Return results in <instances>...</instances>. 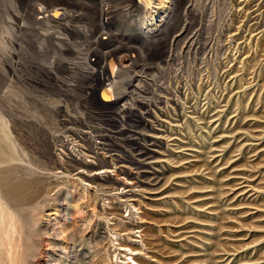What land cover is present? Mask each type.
Segmentation results:
<instances>
[{
	"label": "rangeland",
	"instance_id": "rangeland-1",
	"mask_svg": "<svg viewBox=\"0 0 264 264\" xmlns=\"http://www.w3.org/2000/svg\"><path fill=\"white\" fill-rule=\"evenodd\" d=\"M27 1L0 0V194L20 219L12 245L0 244V264H127L118 249L139 250L130 239L134 236L126 234L131 226L123 205L114 198L102 200L100 192L84 188L85 181L72 175L77 164L65 155L69 151L61 139L67 136L88 148L84 131L99 136L111 164L145 171L140 180L155 191L142 197L141 254L136 262L129 256L125 262L264 264V0H198L214 18V47L205 62L200 61L203 52L182 48L200 29L201 18L175 16L168 36L156 44L160 48L152 44L149 49L136 25L144 7L139 11L131 2L107 0L119 11L102 29L98 0H30L31 6H63L73 16L62 15L38 30H18ZM69 20L84 24L86 31L66 30L62 24ZM185 25L183 39L173 47L174 55L181 54L169 60L171 37ZM14 29L18 37L10 38ZM46 29L66 34L71 44L44 37ZM239 29L236 39L232 32ZM97 38V49L87 53L84 64L93 79L102 64L110 67L107 50L116 62L118 55L130 54L120 73L123 80L114 85L117 91H131V76L145 75V90L137 94L146 100L132 96L134 117L125 113L122 120L114 109L99 107L93 98L99 84L89 96V79L76 69L73 74L64 62L78 60V51L91 49ZM49 64L51 70L38 69ZM59 170L61 176H54ZM125 173L119 175L132 180ZM114 186L103 181V190Z\"/></svg>",
	"mask_w": 264,
	"mask_h": 264
},
{
	"label": "bare ground",
	"instance_id": "bare-ground-1",
	"mask_svg": "<svg viewBox=\"0 0 264 264\" xmlns=\"http://www.w3.org/2000/svg\"><path fill=\"white\" fill-rule=\"evenodd\" d=\"M125 2H131L133 4H136L139 11L141 7H144V13L139 12V15L137 17L136 20V25H138L139 27V31H138V38L139 40L142 41L141 44H143L144 46L148 45V48L151 49L149 47V45L152 44H157L159 43V41L162 39L163 35H165L164 37L168 36L167 34H169V31L167 33V29L172 26V22L175 18V16L180 15L182 17H184V19H190V16L192 15L194 19H199L201 18V27L199 30L197 31H193V33L189 36L186 37V41L183 44V50H185V52H190L195 49L196 53H202L203 55L200 59L201 62H205L206 59H208L207 57L212 52V49L214 47V39H213V34L211 33V28L212 27V23L213 20L210 16H206V9L207 7L202 5L201 3L198 2V0H124ZM203 1V0H202ZM261 0H259L260 2ZM249 2V0H248ZM84 3H86L84 1ZM89 3V2H88ZM243 0H240L239 4H242ZM27 5V9L25 11V14L23 15V20L21 21V23L17 26L18 30H22L24 28L27 27H32V28H36L38 30V27L42 26V25H50L48 24L50 21H58V19L62 16V15H68V17L71 19L73 16V13L70 12V10H67L65 7L63 6H57L54 8H47L43 5H36V6H31V2L30 0L27 1L26 3ZM31 4V5H30ZM35 4V3H34ZM87 4V3H86ZM214 4V3H212ZM232 4V3H231ZM230 4V5H231ZM85 5V4H84ZM98 5V10H99V19H98V25L103 29L105 28V26H108L111 21H112V17L113 14H115L116 12L119 11V9L117 7H115V5H111L107 0H98L97 2ZM121 6V5H120ZM128 5L126 4L125 7H127ZM131 6V5H130ZM231 7V6H230ZM129 9V8H128ZM244 9V8H243ZM230 10V9H229ZM240 10V9H239ZM125 11V10H124ZM129 11V10H128ZM130 12V11H129ZM239 12V11H238ZM252 12V11H251ZM250 12V13H251ZM231 13V12H230ZM211 14V13H210ZM227 14V13H226ZM232 14V13H231ZM248 14V13H247ZM246 14V15H247ZM78 15V14H77ZM96 16V15H95ZM204 16H206V20L204 19ZM241 16V15H240ZM230 17V16H229ZM254 17V16H253ZM128 18V17H127ZM178 18V17H177ZM181 18V17H180ZM179 18V19H180ZM247 18V17H246ZM182 19V18H181ZM176 20V18H175ZM224 20V19H223ZM227 20V19H226ZM184 21V20H183ZM188 21V20H187ZM245 21V20H244ZM48 22V23H47ZM79 22V21H78ZM246 22V21H245ZM76 23V22H75ZM113 23V22H112ZM176 23V22H175ZM185 23V22H184ZM231 23V22H230ZM243 23V22H242ZM7 24V23H5ZM10 24V23H9ZM8 24V25H9ZM52 24V23H51ZM174 24V23H173ZM179 24V23H178ZM177 24V25H178ZM186 24V23H185ZM63 27L66 30H84V26L83 25H74L71 20L69 21H65L63 24ZM10 26V25H9ZM220 26V25H219ZM7 27V26H6ZM12 27V25L10 26ZM9 27V28H10ZM176 27V26H175ZM260 27V26H259ZM5 28V27H4ZM174 27H171L170 29H172ZM180 28V27H179ZM178 28V29H179ZM219 28V27H218ZM241 28V27H240ZM7 29V28H6ZM5 29V30H6ZM177 29V28H176ZM186 29V25L183 26L181 29H179L175 34L173 33V36L171 37V40L169 42V60H172L173 58H177V56L179 54H181L178 50L176 51V54L174 55V50L173 47L176 44L178 46L179 41H181V39H183L184 37V32ZM9 30V29H8ZM11 30V29H10ZM9 30V31H10ZM13 30V29H12ZM196 30V29H194ZM4 31V29H3ZM17 31V30H16ZM86 31V29H85ZM107 31V30H106ZM232 32V30H230ZM8 32V31H7ZM12 32V31H11ZM60 32V31H59ZM58 31H56V29H46L45 31H42V35L44 37H49V38H57L59 39H63L64 42H66L68 45L71 44L70 38L66 35V34H62L63 36L60 37L61 33L59 34ZM165 32L167 34H165ZM15 33V29L13 31V33L10 34V38L12 37H18L17 34ZM56 33V34H55ZM104 33V32H103ZM1 34V33H0ZM7 34V33H5ZM60 36H57V35ZM258 34V33H257ZM3 35V34H2ZM9 35V34H8ZM4 36V35H3ZM86 36V34H85ZM230 36V35H229ZM232 36L236 39H240V29L239 31H235L232 32ZM254 35L251 36V40L252 37ZM218 38V37H217ZM247 38V37H246ZM107 39V38H106ZM232 39V38H230ZM98 40L99 38H97L95 41H93V43L91 44L92 47L91 49L88 46V50H84V49H80L78 51V56L77 59L78 60H65V64H68L70 66H68V68L70 67L71 71H73L74 73H82V75H84L86 77V79H89V83L86 86L89 90V92H87L90 96V91L93 90L94 85H97L96 83H100L102 82V84L100 85L99 88H95L93 91V98L98 102V106L99 107H106L108 109H114V111H112L113 113H115L118 117H120L122 120H124L126 118L125 113H130L131 112V116H135V111H136V106H134L135 102L133 99V95L137 94V93H141V91L145 90V86L142 85L143 81L145 80V77H143V71L141 74H137L135 73L133 76H131V79L127 82V84L129 85V87H133L131 88V91H127L126 90L123 92H119L117 91L116 87H114L115 84L117 83H121V80L123 79H119V77L121 76L120 73H122V69L127 66V63L129 62L128 58H129V53L127 52L126 54L123 53L121 55L117 56V62L112 59V52L111 51H105V59L108 58V60L110 61V68L107 69L106 66L101 65L98 69V73L94 75V79L90 76L91 71L89 72L87 70V67L85 68L84 64H88V61L85 63V57L87 59L86 56L87 53H95L96 49H97V45H98ZM217 40V39H216ZM78 41V40H77ZM87 41V40H86ZM83 42V43H87V42ZM43 42V41H42ZM82 42V41H81ZM24 43L23 39L19 40V46H21V44ZM44 43V42H43ZM78 43V42H77ZM91 43V42H90ZM218 43V42H217ZM239 43H243V41H240ZM258 43V42H257ZM41 45V44H40ZM73 45V44H72ZM79 45V44H78ZM164 45V44H163ZM162 45V46H163ZM45 46V45H44ZM157 46V45H156ZM160 46V45H159ZM157 46V47H159ZM182 46V45H181ZM63 47V46H62ZM67 47V46H66ZM156 47V48H157ZM167 47V46H166ZM220 47V46H218ZM232 47V46H231ZM238 47V44H237ZM15 48V47H14ZM18 48V47H17ZM71 48V46H70ZM83 48V47H82ZM135 48V47H134ZM140 48V47H139ZM155 48V46H154ZM153 48V49H154ZM160 48V47H159ZM175 48V47H174ZM19 49V48H18ZM62 49V48H61ZM73 49V48H71ZM77 48H74V50H72L73 52L76 50ZM129 49V48H128ZM142 49V47H141ZM140 49V50H141ZM169 49V48H168ZM167 49V51H168ZM232 49V48H231ZM41 50V49H40ZM102 50V49H101ZM118 50V49H116ZM144 50V49H143ZM182 50V51H183ZM233 50V49H232ZM163 51V50H162ZM239 51V50H238ZM18 52V51H17ZM24 52V51H23ZM22 52V53H23ZM77 52V51H76ZM120 52V51H116ZM218 52V50H217ZM216 52V53H217ZM242 52V51H241ZM142 53V52H141ZM164 53V52H163ZM235 53V52H234ZM144 54V53H143ZM195 54V52H194ZM239 54V53H238ZM135 55V54H134ZM185 55V54H184ZM187 55V54H186ZM214 55V54H213ZM228 55V54H227ZM226 55V57H227ZM18 56V55H17ZM136 56V55H135ZM138 56V55H137ZM144 56V55H143ZM163 56V55H162ZM174 56V57H173ZM193 56V55H192ZM216 56V54H215ZM223 56V55H222ZM239 56V55H238ZM248 56V55H247ZM210 57V56H209ZM234 57V56H233ZM111 58V59H109ZM133 58V57H131ZM145 58V57H144ZM142 58V60L144 59ZM216 58V57H215ZM222 58V57H221ZM23 59V58H22ZM71 59V58H69ZM140 59V58H139ZM158 59V58H157ZM156 59V60H157ZM186 59V58H185ZM194 59V58H193ZM198 59V58H195ZM243 59V58H242ZM245 59V57H244ZM247 59V58H246ZM89 60V59H88ZM164 60H168V59H164ZM187 60V59H186ZM191 60V59H190ZM212 60V59H211ZM210 60V61H211ZM163 60H161L162 62ZM207 61V60H206ZM209 61V60H208ZM214 61V60H213ZM226 61V60H225ZM18 62V61H17ZM107 62V61H106ZM160 62V63H161ZM174 62V61H173ZM173 62L171 61V63L173 64ZM199 62V61H198ZM200 62V63H201ZM243 62V61H242ZM116 63V65H115ZM158 62V64H160ZM196 63V62H195ZM214 63V62H213ZM17 64V63H16ZM168 64V63H167ZM176 64H178L176 62ZM175 67H179L178 65ZM194 64V62H193ZM204 64V63H203ZM50 66L45 67H38V69L41 71L43 68L44 69H49L51 70L53 67L51 64H49ZM90 65V64H89ZM88 65V67L90 68V66ZM182 65V64H181ZM191 65V64H190ZM202 65V64H201ZM201 65L200 68H201ZM205 65V64H204ZM211 65V64H210ZM215 65V64H214ZM233 65V64H232ZM134 66V65H133ZM153 66V64H152ZM171 66V65H169ZM119 67V69H118ZM138 67V66H137ZM146 67V66H145ZM161 67L163 68V66L161 65ZM160 67V68H161ZM189 67V66H188ZM187 67V68H188ZM194 67V66H193ZM196 67V66H195ZM206 67V66H205ZM215 67V66H214ZM88 68V69H89ZM140 68V67H139ZM148 68V67H147ZM146 68V69H147ZM151 68V67H150ZM155 68V67H154ZM208 68V67H207ZM216 68V67H215ZM75 69L77 70L75 72ZM172 69V68H171ZM185 69V67H184ZM192 70V68H190ZM189 69V70H190ZM218 69V68H217ZM230 69V68H229ZM227 69V70H229ZM90 70V69H89ZM144 70V69H143ZM169 70V69H168ZM179 70V69H177ZM176 70V71H177ZM186 70V69H185ZM205 70V69H204ZM256 70V69H255ZM96 71V70H95ZM106 71L108 72V74L106 73ZM154 71V70H153ZM175 71V72H176ZM136 72V71H135ZM164 72V71H163ZM167 72V71H165ZM164 72V73H165ZM178 72V71H177ZM176 72V73H177ZM195 72V71H194ZM231 69L229 71V73H231ZM155 73V72H154ZM153 73V74H154ZM158 73V72H157ZM156 73V74H157ZM170 73V72H169ZM192 74V72H190ZM227 73V72H226ZM242 73V72H241ZM255 73V72H254ZM152 74V75H153ZM181 74V73H179ZM93 75V73H92ZM151 75V76H152ZM167 75V74H166ZM170 75V74H169ZM175 75V74H174ZM74 76V75H72ZM76 76V74H75ZM78 76V75H77ZM80 76V75H79ZM145 76V75H144ZM176 76V75H175ZM208 76V74H207ZM178 77V76H177ZM225 77V76H224ZM238 77V76H237ZM236 77V78H237ZM81 78V77H79ZM150 78V77H149ZM156 78L159 79V77L156 75ZM76 80V79H75ZM167 80V78H166ZM236 80V79H235ZM253 80V79H252ZM57 81V80H56ZM159 81L160 80H154ZM162 81V79H161ZM165 81V80H164ZM179 81V80H178ZM229 81V80H228ZM82 82V81H81ZM87 82V81H86ZM147 82H149L147 80ZM159 82L157 84H159ZM167 81H165L164 84H166ZM170 82V81H169ZM258 82V81H257ZM59 83V82H58ZM65 83V82H64ZM67 83V82H66ZM70 83V82H69ZM73 83V82H72ZM150 83V82H149ZM162 83V82H160ZM172 83V82H171ZM174 83V82H173ZM179 83V82H178ZM228 83V82H227ZM61 84V83H60ZM68 84V83H67ZM145 84V82H144ZM151 84V83H150ZM154 84V83H153ZM152 84V85H153ZM71 85V84H70ZM74 85V83L72 84ZM80 85V84H79ZM84 85V84H83ZM93 85V86H92ZM151 85V86H152ZM167 85V84H166ZM178 85V84H177ZM176 85V87H177ZM61 86V85H60ZM85 86V85H84ZM124 86V85H123ZM163 86V84H162ZM258 86V85H257ZM63 87V86H62ZM127 87V86H126ZM154 87V86H153ZM167 87V86H166ZM170 87V86H169ZM122 88V87H121ZM73 89V88H72ZM75 89V88H74ZM158 89V87H157ZM163 89V88H162ZM167 89V88H166ZM247 89V88H246ZM81 90V89H80ZM137 90V91H136ZM148 90H150L148 88ZM147 90V91H148ZM176 90V88H175ZM74 91V90H73ZM72 91V92H73ZM86 91V90H85ZM154 91V89H153ZM158 93H163L159 90H157ZM166 91V90H165ZM169 91V90H168ZM71 92V93H72ZM76 92V91H75ZM95 92V93H94ZM144 92V91H143ZM147 93V92H146ZM159 93V94H160ZM73 94V93H72ZM173 94V93H172ZM76 95V94H75ZM83 95V94H82ZM87 95V94H86ZM161 95V94H160ZM159 95V96H160ZM142 95L137 94V97L142 98V100H146L144 99L145 97H141ZM144 96V95H143ZM156 96V95H155ZM136 97V98H137ZM158 97V95H157ZM85 98V97H84ZM138 98V99H139ZM147 98V97H146ZM160 99V98H159ZM171 99V98H170ZM141 100V99H139ZM179 101V100H178ZM84 102V101H83ZM86 102V101H85ZM157 102V101H156ZM155 102V103H156ZM137 103V102H136ZM148 103H149V99H148ZM86 104V103H85ZM150 104V103H149ZM161 108V107H160ZM143 109V108H142ZM143 111V110H142ZM225 111V110H224ZM137 112V111H136ZM140 112V111H139ZM147 116V115H146ZM161 116V115H160ZM173 116V115H172ZM139 117V116H138ZM148 117V116H147ZM153 118V117H152ZM94 119V118H93ZM105 123V122H104ZM163 123V122H162ZM134 129V128H133ZM87 135H86V140L91 143L90 146L88 148H85V145L82 146L81 144H79L78 142L72 140L71 138L67 137H63L61 140L64 143V146L67 148V150L69 151L68 154H65L67 157H70L72 159V161L77 164V167H75V169L72 172V175L76 176V179L79 180L81 182L85 181L84 183V188L86 189H91L94 192H100L99 194H101L102 196V200H104V197L106 198H114L116 200H118L120 205H123V207L126 209V211L129 212V214L127 215V222L130 224L131 228H129V232L126 234H132L134 236V238H130L132 239V241L138 244L137 249H141L144 246L143 243V239H142V231L144 230V220H142L141 215L139 216V213H141L142 211H140L141 205L143 204V195L150 194L152 196H154L152 190H148V188L146 187L147 185H145V183L140 180V174L142 175L143 172L145 171H128L127 172V166L125 165H114V163L111 164V160L108 157L105 158V156L107 155H103V143L100 142V138L98 139L97 136L93 135V134H89L86 131H84ZM90 132V131H89ZM161 140V139H160ZM87 142V143H88ZM94 144V148L91 147V145ZM96 148V150H95ZM150 151V150H149ZM149 153V152H148ZM153 153V152H152ZM57 157H60V159L62 158V154H56ZM104 156V158H103ZM111 156V155H108ZM151 156V155H150ZM156 156V155H155ZM112 158V157H111ZM69 161V160H68ZM100 162V164L95 165L96 162ZM114 162V161H113ZM102 164V165H101ZM9 165V164H8ZM28 167V166H27ZM30 168V166H29ZM31 168H33L31 166ZM33 170V169H32ZM35 170V169H34ZM69 170V169H68ZM31 171V170H30ZM126 171L128 177H130L132 180H127L125 177L120 176L119 174H122ZM33 172V171H32ZM28 173V171H27ZM38 173V171H37ZM51 174V172H49ZM61 171H56L54 173V176H61ZM125 173V174H126ZM34 174V173H33ZM149 174V173H148ZM151 174V173H150ZM64 176V174H62ZM49 176V174H48ZM69 176V175H68ZM82 177V178H81ZM56 178V177H54ZM6 180V179H4ZM107 180H111L114 181L115 184L117 186H114L113 188H108V189H104L103 190V181H107ZM19 183V182H18ZM82 184V183H81ZM22 185V184H21ZM151 185V184H150ZM12 187V186H11ZM23 187V186H22ZM25 187V185H24ZM23 187V188H24ZM147 189H146V188ZM15 188V186H14ZM27 188V187H26ZM11 189V188H10ZM16 189V188H15ZM19 189V188H18ZM20 190V189H19ZM24 190V189H23ZM10 191V190H9ZM12 192V190H11ZM16 192V191H15ZM1 193V192H0ZM17 194V193H16ZM4 197V195H3ZM3 199V198H2ZM1 199V194H0V244H2V242L7 241V243L10 245H12L13 243V239L15 237V233L18 231V225L17 223H19L20 219H17L15 217L14 212L11 209V206H9V204H7V201H2ZM106 200V199H105ZM123 222V221H122ZM140 233V234H138ZM138 234V235H136ZM19 235V234H18ZM136 237V238H135ZM131 249V248H130ZM129 249V250H130ZM119 251H122V254L120 257H123L124 260H121V262L123 263H129V262H125L127 261L126 259L128 258L127 256H129V259H134L135 261V255L137 254H141L138 251H133L132 250L129 252L126 248L121 247L120 249H118ZM121 254V253H119ZM61 259L55 258L53 259V261H56L57 263H60ZM136 262V261H135Z\"/></svg>",
	"mask_w": 264,
	"mask_h": 264
},
{
	"label": "built area",
	"instance_id": "built-area-1",
	"mask_svg": "<svg viewBox=\"0 0 264 264\" xmlns=\"http://www.w3.org/2000/svg\"><path fill=\"white\" fill-rule=\"evenodd\" d=\"M103 65V64H102ZM104 66H106V64H104ZM108 68H110L109 66H108ZM107 68V69H108ZM106 73L108 74V72L106 71ZM99 84V86L97 87V88H99L100 87V85L102 84V82H100V83H98Z\"/></svg>",
	"mask_w": 264,
	"mask_h": 264
}]
</instances>
